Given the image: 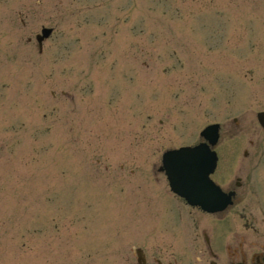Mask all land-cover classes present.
Wrapping results in <instances>:
<instances>
[{
    "label": "rangeland",
    "instance_id": "rangeland-1",
    "mask_svg": "<svg viewBox=\"0 0 264 264\" xmlns=\"http://www.w3.org/2000/svg\"><path fill=\"white\" fill-rule=\"evenodd\" d=\"M260 112L264 0H0V264H205L208 220L176 219L157 170L211 124L214 180L248 191L208 238L254 240Z\"/></svg>",
    "mask_w": 264,
    "mask_h": 264
},
{
    "label": "water",
    "instance_id": "water-1",
    "mask_svg": "<svg viewBox=\"0 0 264 264\" xmlns=\"http://www.w3.org/2000/svg\"><path fill=\"white\" fill-rule=\"evenodd\" d=\"M51 30H43L42 36H37L36 40L42 47L43 41L51 34ZM257 120L264 128V112L257 115ZM201 136L208 141L213 147L219 139V126L208 127ZM194 153L189 159L177 156V154ZM170 156L175 157L174 161L178 162V167H170V181L174 190L182 197L188 199L192 206H201L205 211L210 213L223 209L226 205L221 199V191L210 180V175L214 172L217 163V157L210 150L208 144H201L194 149H182L180 151L167 154L166 159ZM177 171V176L174 173ZM191 172L187 177L183 174Z\"/></svg>",
    "mask_w": 264,
    "mask_h": 264
},
{
    "label": "flooded vegetation",
    "instance_id": "flooded-vegetation-1",
    "mask_svg": "<svg viewBox=\"0 0 264 264\" xmlns=\"http://www.w3.org/2000/svg\"><path fill=\"white\" fill-rule=\"evenodd\" d=\"M245 158H248V155H246ZM245 177V174H242L241 178H238L233 186H227L224 188L226 193H234L233 206H235L238 200L241 198L240 195H242L245 191H248V184L245 182ZM248 177H251V174H248ZM170 196H172V198L177 202L183 203V206L186 207V205H184V200L173 196L172 194ZM190 210L193 211L194 214L189 216L195 215V217H193L191 220V225L194 227V229L199 228L201 218H206L208 220V224H203L205 227L201 232V236L204 239L202 248L200 247V243L196 242L198 240H196L195 245H193L194 250L198 251L200 254L199 256L201 257L196 261L199 262L201 260H205V264H264V233L257 232L256 238H254V240H248L247 236L242 233L237 237V240L232 242V244L230 243L228 245H220L215 247L214 245H212V243H210L208 235L212 236L221 231V227L219 226L218 222L221 221V218L225 216L228 211L219 214L208 215L200 212V210L196 208H191ZM243 213H245L246 218H255L259 217V215H262V213L258 214L259 211L257 213L256 210H253V207L249 203L244 206ZM197 216H199L200 219H198ZM245 216L241 213V220L244 219ZM247 229L251 230L250 227ZM229 249H232V252L227 254V252H229Z\"/></svg>",
    "mask_w": 264,
    "mask_h": 264
},
{
    "label": "snow or ice",
    "instance_id": "snow-or-ice-1",
    "mask_svg": "<svg viewBox=\"0 0 264 264\" xmlns=\"http://www.w3.org/2000/svg\"><path fill=\"white\" fill-rule=\"evenodd\" d=\"M177 156L184 157L185 159H189L192 156H194V153L177 154ZM169 166L173 167V168L178 167V162L177 161H170Z\"/></svg>",
    "mask_w": 264,
    "mask_h": 264
}]
</instances>
